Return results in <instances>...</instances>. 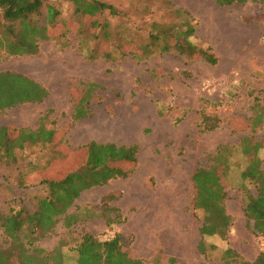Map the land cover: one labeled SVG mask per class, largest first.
<instances>
[{"label": "rangeland", "instance_id": "rangeland-1", "mask_svg": "<svg viewBox=\"0 0 264 264\" xmlns=\"http://www.w3.org/2000/svg\"><path fill=\"white\" fill-rule=\"evenodd\" d=\"M100 1L119 15L97 16L99 26L91 30L73 0H50L61 11L57 36L40 41L37 54L0 56V73L22 74L48 93L42 103L0 111V128L55 131L57 148L71 152L77 164L80 150L93 142L137 149L136 165L124 166L127 177L83 191L68 210L79 221L66 228L62 217L35 246L52 251L63 243L62 264H77L72 249L85 234L100 241L120 236L123 251L147 263L159 257L161 264H223L227 249L254 261L264 241L244 210L246 195H257V189L240 179L250 157L239 145L245 137L260 141L264 167V123L256 131L251 125L253 106L264 109V0L230 6L215 0ZM1 20L0 12V25ZM186 27L196 31L190 44L210 48L216 65L188 61L178 52L174 41L181 36H171ZM159 31L168 37L152 41ZM44 146L28 144L18 163H0L4 249L11 241L1 220L14 209L34 212L45 195L34 166L57 153ZM222 146L232 148L225 187L230 227L223 237L206 238V252H200L203 213L194 207L193 177L213 164ZM23 181L30 187L21 186Z\"/></svg>", "mask_w": 264, "mask_h": 264}, {"label": "trees", "instance_id": "trees-1", "mask_svg": "<svg viewBox=\"0 0 264 264\" xmlns=\"http://www.w3.org/2000/svg\"><path fill=\"white\" fill-rule=\"evenodd\" d=\"M249 0H215L220 6L245 4ZM75 12L88 21V27L94 30L99 26L97 16L109 13L119 15L117 9L100 0H73ZM2 13L0 31V56L34 55L38 53L39 42L56 37V29L62 26L60 13L50 0H0ZM44 17V20L42 19ZM94 19V21H93ZM191 27L176 30L171 38L180 54L190 60H204L212 65L218 63L214 52L191 45L188 41L195 34ZM167 32L152 33V41L166 39ZM146 54L150 53L147 49ZM48 97L47 91L34 80L13 72L0 73V111L25 103H42ZM252 110V130L264 123V109L254 105ZM204 125L209 118H203ZM209 130L214 127H206ZM55 131L40 127L38 130L13 127L0 128V163H18L22 159L28 144L45 147L49 145L57 153L46 165L34 166L42 176L41 186L44 193L37 203L34 212L25 208L14 209L10 215L1 220L4 234L10 239L9 249L0 247V264H62L64 261V244L52 251L35 246L37 240L52 234L63 217L64 225L69 228L79 217L68 214L69 208L80 194L96 186H104L115 178L129 175L125 167L136 165L137 149L134 146H117L115 144L91 143L80 150L82 165L70 156L71 152L62 153L55 143ZM262 143L251 137L241 140L239 150L245 157H250L247 166L242 169L240 179L257 189V195L247 194L244 210L250 228L264 241V167L259 157ZM84 150V151H83ZM232 148L220 147L208 168H199L193 180L196 189L194 207L203 213L200 234L202 241L200 252H206L205 239L213 236H225L230 227V217L226 213L225 187L229 183L231 164L229 153ZM69 156L71 158H69ZM64 158V159H63ZM68 162L67 165L62 163ZM221 170V172H219ZM21 186L27 188L25 181ZM78 253L77 264H161L159 257L147 263L131 258L121 246L120 236L109 241H100L92 235L85 234L81 243L74 249ZM223 264H264V252L252 262L241 259L232 249L221 255ZM169 264H176L174 259Z\"/></svg>", "mask_w": 264, "mask_h": 264}]
</instances>
